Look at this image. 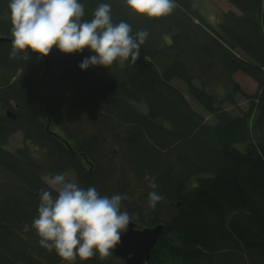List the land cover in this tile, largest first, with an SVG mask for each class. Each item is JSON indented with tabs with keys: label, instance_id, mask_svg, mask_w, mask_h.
<instances>
[{
	"label": "trees",
	"instance_id": "16d2710c",
	"mask_svg": "<svg viewBox=\"0 0 264 264\" xmlns=\"http://www.w3.org/2000/svg\"><path fill=\"white\" fill-rule=\"evenodd\" d=\"M79 2L83 21L107 3L113 23L149 35L136 64L86 70L78 65L94 55L87 48L10 58L12 42H0V179H7L0 186V264H68L40 246L32 227L39 193L49 187L44 175L67 171L82 188L125 196L121 211L139 227L164 222L152 264H264V0H228L232 8L213 25L197 0H175L160 18L133 12L125 0ZM8 4L0 0V36L12 38ZM236 72L253 78L260 93L241 90ZM177 77L215 123L172 84ZM235 93L250 106L231 115L222 104L236 105ZM20 131L25 147L7 150ZM146 173L164 197L155 208ZM75 264L125 262L97 253Z\"/></svg>",
	"mask_w": 264,
	"mask_h": 264
},
{
	"label": "clouds",
	"instance_id": "9594fccd",
	"mask_svg": "<svg viewBox=\"0 0 264 264\" xmlns=\"http://www.w3.org/2000/svg\"><path fill=\"white\" fill-rule=\"evenodd\" d=\"M135 13L149 18L170 15L175 0H125ZM12 50L10 58L29 50L39 57L47 56L55 47L65 54L82 53L86 48L94 55L85 57L78 67L110 68L114 62L136 64L141 46L149 35L146 29L132 35L126 21L113 23L111 5L101 3L93 19L83 21L84 5L79 0H9ZM153 191L148 193L149 206L155 208L164 197L156 189L155 177L145 174ZM48 189L39 193L38 215L33 219L39 244L68 264L77 258L86 261L97 253L107 257L121 241L133 217L121 211V194L101 195L94 186L82 188L63 173L44 178ZM55 193V195H53Z\"/></svg>",
	"mask_w": 264,
	"mask_h": 264
},
{
	"label": "rangeland",
	"instance_id": "374dc122",
	"mask_svg": "<svg viewBox=\"0 0 264 264\" xmlns=\"http://www.w3.org/2000/svg\"><path fill=\"white\" fill-rule=\"evenodd\" d=\"M197 3H198L197 5L199 9L202 11V16L204 20L206 21L208 20L210 23L213 22L214 19H217L219 12H223V11L225 12V11H228L230 8H232L228 0H197ZM220 77L224 79L222 77V74L220 75ZM234 80L237 83H239V85L241 86V90H243L245 93H248L251 95L256 94L257 92L260 93L258 83L253 78H250L243 72H236L234 75ZM172 84L176 86L177 88H179L185 94V96L188 97L191 105L199 113H202L204 117H206V121H208L209 123L211 122L215 123L216 121L215 117L210 115L201 105H199L195 101L193 96H191V94L189 93L188 86L180 78L178 77L174 78L172 80ZM216 86H217L218 91L220 92V88L222 87L221 84L219 86L218 85ZM222 90L223 89H221V91ZM235 94H236L235 96L236 105H230L228 103L222 104L224 109L227 110L231 115H237L241 111L249 109V106H250L247 97L243 93L242 94L235 93ZM257 113L258 111H255L254 113L255 116L258 115ZM53 127L55 131H58V132L61 131L60 127L57 124L53 125ZM26 143L27 141L25 137L23 136L22 132L20 131V132H16L13 135H11L9 142L4 147L9 151L11 150L12 152H16L18 149L25 147ZM238 147H240L242 150H244L245 148L243 144H238ZM40 154H42V152H36L35 156L40 155ZM84 164L86 165V167L88 166V163L86 162V160L84 161ZM64 175L66 176L67 179L75 181L76 176L73 171H67L64 173ZM44 177H47V175H44ZM6 180L7 179L5 180L0 179V186L2 182L5 185ZM193 181H196V179H193ZM131 183L138 185L134 178H131ZM112 256H115V255L111 251V254L107 257H104V259H110Z\"/></svg>",
	"mask_w": 264,
	"mask_h": 264
},
{
	"label": "water",
	"instance_id": "95a60500",
	"mask_svg": "<svg viewBox=\"0 0 264 264\" xmlns=\"http://www.w3.org/2000/svg\"><path fill=\"white\" fill-rule=\"evenodd\" d=\"M262 18L264 28V9ZM0 42H12V38L8 36H0ZM6 115L16 117L10 110L6 112ZM47 128H50V122L48 123ZM65 144H67L68 148L73 151L71 144L68 142ZM90 165L92 166V164ZM164 230V222L141 228L132 219L127 232L122 234L120 243L111 251L117 258L124 260L125 264H152L150 258L152 250L162 237Z\"/></svg>",
	"mask_w": 264,
	"mask_h": 264
},
{
	"label": "bare ground",
	"instance_id": "6f19581e",
	"mask_svg": "<svg viewBox=\"0 0 264 264\" xmlns=\"http://www.w3.org/2000/svg\"><path fill=\"white\" fill-rule=\"evenodd\" d=\"M264 9V8H263ZM262 14H263V12H262Z\"/></svg>",
	"mask_w": 264,
	"mask_h": 264
}]
</instances>
